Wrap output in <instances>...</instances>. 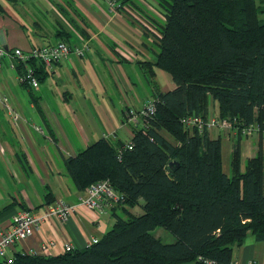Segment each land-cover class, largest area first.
<instances>
[{"label":"trees","instance_id":"16d2710c","mask_svg":"<svg viewBox=\"0 0 264 264\" xmlns=\"http://www.w3.org/2000/svg\"><path fill=\"white\" fill-rule=\"evenodd\" d=\"M118 1L119 9L140 8L137 0ZM153 1L160 17L147 20L157 52L137 64L154 111L132 126L128 141L102 137L63 160L79 191L107 180L119 194L110 206L112 226L85 248L17 251L10 264H230L248 234L264 240V0ZM56 35L69 45V33L59 28ZM28 64L39 85L46 67L35 59ZM16 67L20 73L24 65ZM154 68L169 74L171 89L161 90ZM209 114L232 123L228 171L221 135L181 121ZM251 124L259 127L256 147L243 159L240 132ZM136 205L137 215L130 210ZM156 227L174 241L154 236Z\"/></svg>","mask_w":264,"mask_h":264},{"label":"crops","instance_id":"0c3cea01","mask_svg":"<svg viewBox=\"0 0 264 264\" xmlns=\"http://www.w3.org/2000/svg\"><path fill=\"white\" fill-rule=\"evenodd\" d=\"M4 1L0 0V45L5 49L55 44L62 41L56 35L59 28L69 33L70 46L86 44L88 49L82 56L72 52L55 62L36 88L19 83L17 67H10L11 59L4 58L0 68V112L4 115H0V234L10 227L18 210L41 215L46 200L60 199L74 205L68 219L46 218L8 254L38 251L47 241L53 242L49 255L64 252L65 243L82 249L91 238L102 237L112 226L113 216L108 206L100 211L78 202L85 189L75 187L63 160L102 137L124 142L131 138L133 124L126 120L127 109L139 111L152 98L137 61L155 59V33L147 18L160 17V13L150 3L153 0H137L139 10L124 7L117 12H111L104 0H9L11 5ZM74 23L84 29L86 37L76 31ZM154 70L158 82L162 70ZM167 82L171 89L173 81ZM4 96L19 115L16 122L1 102ZM212 131L221 135L222 158L226 162L228 157L229 162V139L219 129ZM248 261L264 264V240L257 241L250 234L233 252L235 264Z\"/></svg>","mask_w":264,"mask_h":264},{"label":"built area","instance_id":"2783aa9c","mask_svg":"<svg viewBox=\"0 0 264 264\" xmlns=\"http://www.w3.org/2000/svg\"><path fill=\"white\" fill-rule=\"evenodd\" d=\"M104 2L111 12H117L120 10V3L118 0H104ZM87 49L88 46L86 44H83L82 46H69L64 41L33 47L28 50H22L18 47L8 50L0 45V68L3 65L5 57L11 59L9 66L12 68H15L18 63L23 64L24 68L18 74L17 80L20 83H25L36 88L38 87V80L33 73V69L28 64L30 59L39 60L44 64L46 69H50L55 62L67 58L70 53L73 52L78 56H82ZM1 102L5 105L11 120L16 122L19 119V115L9 106L8 98L5 96L2 97ZM154 109V104L150 100L139 111L128 109L126 111V118L129 123L135 125L141 121L143 116L152 113ZM181 121L189 128H196L198 131H202L203 129L209 131L219 129L220 131H230V133H233L232 123L229 120L220 118L214 114H209L206 119L193 116L182 118ZM258 131L259 127L251 124L243 127L240 133L247 138L253 136ZM262 131L264 133V126ZM84 191L85 195L80 196L78 202L86 205L89 209L102 211L104 206L110 207L117 203L120 198L119 194L113 189L107 180H100L91 183ZM73 210V204L66 203L59 199L47 204L41 215H36L28 209H21L15 212L11 217L10 227L0 234V260L5 261L7 264L12 263L13 256H9L8 251L16 242L30 236L35 227L46 218L55 217L63 222L68 219ZM97 240V238H91L89 244L95 243ZM51 246H53L52 241L43 242L40 244L38 251L30 249L26 251V253L46 254L50 252ZM63 250H73V246L69 243H65ZM204 263L214 264V262L209 260H204ZM230 264H235V262H231ZM247 264H252V262H248Z\"/></svg>","mask_w":264,"mask_h":264},{"label":"rangeland","instance_id":"374dc122","mask_svg":"<svg viewBox=\"0 0 264 264\" xmlns=\"http://www.w3.org/2000/svg\"><path fill=\"white\" fill-rule=\"evenodd\" d=\"M4 3H7L8 5L12 4V2L9 0L4 1ZM261 17L264 18V15H262ZM160 73L163 77H170V76H168L169 74H167L164 71H162V72L160 71ZM163 77L159 76L158 82H160L161 86L163 88H165L164 90L166 91V90H169V88H170V86L168 85L169 82H167V81L171 82L172 80H171V78H163ZM0 115L4 116L1 112H0ZM126 120H127V118H126ZM209 132L212 133V137H216L215 131L210 130ZM230 136H232V133H230V131H223V137L224 138L227 137L228 139H230ZM256 140H257V135H253L251 137H247V138L243 139V141H242V145H243L242 146V155H243L242 157L243 158L246 155L250 156L253 154L255 147H256ZM229 143H230V140H229ZM222 161L224 162L223 163L224 169H226L228 167V157L226 159V162L223 160V158H222ZM7 182L9 185H11L12 180L9 178V180H7ZM130 210L132 211V213H134L136 215L140 214L142 212V209L140 208L139 205H136V206L130 208ZM151 232L154 236L160 238L165 243H170V242L174 241V236L162 227H156ZM248 262H250V261H248Z\"/></svg>","mask_w":264,"mask_h":264},{"label":"water","instance_id":"95a60500","mask_svg":"<svg viewBox=\"0 0 264 264\" xmlns=\"http://www.w3.org/2000/svg\"><path fill=\"white\" fill-rule=\"evenodd\" d=\"M173 164V161H171L170 163H169V165L171 166Z\"/></svg>","mask_w":264,"mask_h":264}]
</instances>
